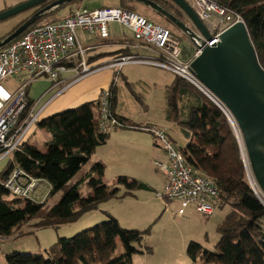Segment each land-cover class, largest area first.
<instances>
[{
	"label": "trees",
	"instance_id": "trees-1",
	"mask_svg": "<svg viewBox=\"0 0 264 264\" xmlns=\"http://www.w3.org/2000/svg\"><path fill=\"white\" fill-rule=\"evenodd\" d=\"M81 1L74 0L45 12V19L42 18L30 28L62 19L55 20L51 17L59 8ZM117 1V7L141 13L132 5L135 0ZM153 1L181 20L187 19L184 11L172 0ZM218 2L242 16L260 64L264 68V0H218ZM48 3L25 10L29 12L28 15L11 31L0 37V40ZM76 11L77 9H74L67 16L74 15ZM154 12L174 27L141 14L170 28L178 36H180L178 32L187 36L170 19ZM184 53L186 59L191 57L192 48L184 46ZM71 65L73 66V63ZM111 90L114 108L117 90L114 85ZM166 97L167 118L175 121L189 138L184 148L179 147L180 151L194 169L213 178L218 184L220 193L216 206L228 204L231 207L217 224L216 230L220 238L214 250L191 241L187 248L188 256L193 260V264H264V204L253 191L247 178L240 144L227 116L202 90L178 75L167 86ZM31 107L32 104L25 114ZM98 115L97 99L44 117L38 124L51 133L45 150L25 142L19 150L11 154L4 170L0 172L2 238L11 236L26 222L38 216L40 217L34 224L35 228H58L77 221L88 211L98 209L103 202L120 200L134 195L138 190L149 189L148 184L128 175H119L114 183H107L103 179L105 165L100 161L94 163L88 172L81 174L75 183H71L83 166L90 161L95 149L104 144L110 135L99 131ZM119 118L126 125L128 119ZM15 169H21L32 177L46 180L50 185L48 196L62 192L61 199L46 209L45 201L34 202L10 196L5 198L3 195L10 193L2 182L8 179ZM94 173L99 176L94 177ZM85 186L91 189L90 193L84 194ZM106 216V220L91 228L71 237L60 238L45 250V254L8 252L6 264H134L133 254L152 252V247L143 245L149 229L126 228L110 212H107Z\"/></svg>",
	"mask_w": 264,
	"mask_h": 264
},
{
	"label": "built area",
	"instance_id": "built-area-1",
	"mask_svg": "<svg viewBox=\"0 0 264 264\" xmlns=\"http://www.w3.org/2000/svg\"><path fill=\"white\" fill-rule=\"evenodd\" d=\"M187 1L206 24L213 37L211 41L203 36L201 39L192 38L194 50L192 56L187 59L184 57L181 38L174 34L170 28L148 19L141 13L117 6L78 9L74 15L28 28L19 37L0 48V160L10 157L14 151L20 149L25 143V137L32 125L39 121V113H35L32 107L25 114L28 107L31 106L27 96L29 83L41 76H46L54 83H59L62 81L61 74L71 68L76 72L71 82L73 83L99 70L102 66L91 67L88 64L86 49L79 42L78 32L98 30L102 37H107L109 35L108 23L111 21L129 27L136 40L152 47L159 55L158 59L154 61L156 65L171 70L176 75L190 81L210 97L227 116L239 144H241L240 135L242 137V134L234 115L224 103L204 89L190 65L191 61L202 52L203 41L209 46L217 44L220 41V35L228 27L244 20L240 14L220 4L218 0ZM133 60V56H123L116 58L107 66L117 67ZM22 74H26L30 78L14 90L3 84L5 79ZM117 79L118 76L114 82ZM98 100L99 131L112 133L124 126L114 111L111 88L104 89ZM146 129L154 134L156 143L168 155V162H155L167 175L164 188L162 192L158 193L159 198L166 205L176 203L178 205L177 213L180 215L185 214L191 206L204 215L212 214L220 193V188L215 180L198 172L189 164L169 136L167 129L156 125H150ZM42 181L46 180L32 177L21 169H15L2 184L14 197L39 202L33 193L36 192ZM250 185L264 204V196L258 184L251 180ZM47 195H44L40 202L45 201Z\"/></svg>",
	"mask_w": 264,
	"mask_h": 264
},
{
	"label": "crops",
	"instance_id": "crops-1",
	"mask_svg": "<svg viewBox=\"0 0 264 264\" xmlns=\"http://www.w3.org/2000/svg\"><path fill=\"white\" fill-rule=\"evenodd\" d=\"M25 1L28 0H0V12ZM117 2V0H114V2H107L95 8H101L105 5L117 6ZM81 8L83 7L77 3L61 7L53 13L51 18L55 20L63 18L64 16L69 15V13L74 9L78 10ZM108 33L109 35L107 37H102L98 30L94 32H78L79 42L86 49L88 64L92 67L98 65H108L121 55H125L124 57L133 56L134 60L125 62L121 65V70H115L113 74L110 69L105 68L115 67L105 66L104 68L99 69V71L97 70L87 75L88 77L93 75L92 77L99 80L93 88L86 90L87 94L91 96H82L78 103L85 101L86 99H91L89 97H95L90 101L97 100L104 89H109L112 85H114L117 90L114 111L119 117H123L128 120L125 122L126 125L110 133L107 141L95 149L90 161L81 169L83 171H81L80 175L88 172L94 163L100 161L105 165L103 179L109 184L114 183L119 175H128L148 184V191L151 193H142L143 191L139 192L140 190H138L130 197L142 202H149L152 200H156L157 203L159 202V206L156 205L149 210L152 215H157L162 207H176L178 209V205L176 203L166 205V203L158 196V193L162 192L164 188V184L167 181V175L159 166L156 165L155 162H168V155L167 153L165 155L160 145L156 143L154 134L146 129V127H149L150 125L165 128L168 130V134L174 143L176 142L175 138H173L174 136L172 135V131L178 125L175 121L169 120L166 116V89L167 86L174 81L176 74L171 70L156 65L154 61L158 59V53L152 47L136 40L133 31L129 27L124 26L119 22L111 21L108 23ZM187 38L189 39V43L192 45L191 47L189 46V48H192L193 51V43L189 37ZM181 40L184 52V46H188L184 44L183 38H181ZM75 75V70L71 68L61 74L60 79L62 81L59 83H54L52 80L47 78L45 81L46 85L43 90L38 93H35L34 91L32 92V86L36 81L43 78L37 77L32 80L27 87V96L32 104L34 112L39 113L40 117L43 115L42 118H44L50 116L49 114L51 111H59L62 107H65L62 105L49 110L50 106L60 97L66 95L73 85L89 79L85 76L87 79L83 77L71 83ZM20 76L22 77V82L30 78L26 74H22ZM115 76H119L116 82H114ZM13 87L14 88L11 90L16 88L15 86ZM50 139L51 137L46 140L42 147L37 146L36 144L32 145L37 146L41 150H45L46 143ZM241 144L243 146L242 139ZM243 153L245 156L246 153L244 146ZM93 175L94 177L99 176L96 173ZM47 184L50 189L48 182ZM153 191H156V196ZM90 192L91 189L87 186L84 194H88ZM117 201L119 200L112 199L103 202L105 204L104 209H100L99 207L96 210H103L105 214L107 212H110L111 214L113 213L117 218L119 216L114 211L116 205L115 202ZM44 230L45 229L33 228L30 225L26 229L28 234H34L36 236H43L42 232ZM21 231L22 230H20L19 233H21ZM47 248L46 244L43 243L35 249L42 251ZM186 261L187 259L185 257L184 262L182 263H185Z\"/></svg>",
	"mask_w": 264,
	"mask_h": 264
},
{
	"label": "rangeland",
	"instance_id": "rangeland-1",
	"mask_svg": "<svg viewBox=\"0 0 264 264\" xmlns=\"http://www.w3.org/2000/svg\"><path fill=\"white\" fill-rule=\"evenodd\" d=\"M107 2L111 3L114 2V0H82L77 4H80L82 7H85L87 9H94L95 7H99ZM132 3L135 10L145 14L146 16L152 18L157 22L168 25L170 27H174V25L172 24H167L168 22L162 16H158L150 7L148 8L144 4L138 2ZM28 13L29 12L26 11L21 12L0 21V37L11 31L13 27L20 23V20L28 15ZM42 18H44V14L39 20H41ZM178 34L183 38L185 45H187L188 47L192 46L189 43V39L187 37H185L183 34H180L179 32ZM123 56L124 55H121L117 58ZM101 66L102 67L100 69L104 68L107 65ZM105 69H110L113 74L115 70H121V66H117L115 68L106 67ZM92 76L93 75L89 77L87 76V78H89L88 80L73 85L69 92L66 93V95L60 97L54 104H52L49 110L62 105L65 107H62L60 110L58 109L59 111H51L49 115L60 112L62 110L74 108L75 106L86 101L93 100L92 98L95 97H89L91 99H86L85 101H81L80 103H78L82 96H91L87 94L86 90H90L91 88H93V86H95V84L99 80ZM41 78L43 79H40L33 84L32 92L34 91L35 93H38L39 91L43 90L44 86L46 85L45 81L48 77L41 76ZM3 84L9 89L14 88L13 86L18 87L19 85L23 84L22 77L17 76L7 78L3 81ZM42 117L43 115H41V117L39 116V119H41ZM183 117H185V114L183 115ZM172 135L174 136L173 138H175L176 141L175 144L178 147L184 148L187 145L189 139L186 134L183 133L179 126H176V128L172 131ZM49 137H51V133L48 130L40 127L37 122L34 123L28 131L25 137V142L29 144H36L37 146L42 147ZM161 149L166 155V151L162 147ZM242 158L243 161L244 159L246 160L248 171L250 173V175L247 173L249 182L251 183L252 180L255 183L256 181L251 171L247 155H245V157L243 156ZM8 160L9 157H5L0 160V172L4 170L5 166L8 163ZM81 171L83 170H80V172H78V174L72 179L71 183H75L77 181ZM86 188L87 186L84 187L83 191H85ZM49 190L50 189L47 182L42 181L40 182L36 192L33 193V195L40 202V199L44 195L48 194ZM139 192L151 193L148 190H140ZM153 193L155 194L156 191H153ZM62 194V192H59L55 195H49L45 200L46 209L51 205L57 203L61 199ZM3 196L5 198L8 196H10L11 198L14 197L12 194H4ZM125 198L120 200L116 199L119 201L115 202L116 205L114 211L119 216L117 218L120 224L126 228H135L140 230L149 229V231L145 234L143 245L146 247H152V252L146 251L144 253L133 254V262L135 264H193V260H191L187 253L189 243L191 241H195L200 243L207 249L214 250L215 245L220 238V234L216 230L217 224L231 209L230 205L225 204L223 206H216L212 214L204 215L198 212L194 206H191L187 209L185 215L180 216L177 213L176 207H162L157 215H152L149 210L156 205L159 206V202L157 203L156 200L142 202L139 200H135L130 196ZM104 205L105 204L102 203L100 205V209H104ZM39 217L40 216L26 222L20 228V230H22L21 233H19V230L4 239L0 236V264H6V254L12 251L36 252L45 254V249L39 251V249L35 248L43 243L46 244V247H50L52 244L60 240V238L71 237L87 228L93 227L94 225L106 220L107 218L103 210H91L85 213L75 222L64 224L58 228H43L45 229L42 232L43 236L28 234L26 229L29 227V225L34 228V224L39 220ZM185 257L187 261L185 263H182L184 262Z\"/></svg>",
	"mask_w": 264,
	"mask_h": 264
},
{
	"label": "water",
	"instance_id": "water-1",
	"mask_svg": "<svg viewBox=\"0 0 264 264\" xmlns=\"http://www.w3.org/2000/svg\"><path fill=\"white\" fill-rule=\"evenodd\" d=\"M72 1L74 0H28L0 12L2 21L49 2L11 34L0 40V48L19 37L45 12ZM135 1L170 19L190 39H201L203 36L211 41L213 38L206 24L187 0H172L186 14L185 21L153 0ZM203 45L202 52L191 61V69L204 89L224 103L234 115L242 134L251 171L264 196V68L260 64L245 21H238L228 27L220 35L217 44L209 46L203 41ZM244 163L250 175L245 159Z\"/></svg>",
	"mask_w": 264,
	"mask_h": 264
},
{
	"label": "flooded vegetation",
	"instance_id": "flooded-vegetation-1",
	"mask_svg": "<svg viewBox=\"0 0 264 264\" xmlns=\"http://www.w3.org/2000/svg\"><path fill=\"white\" fill-rule=\"evenodd\" d=\"M40 9H42V8H40ZM40 9H39V10H40ZM39 10H38V11H39Z\"/></svg>",
	"mask_w": 264,
	"mask_h": 264
},
{
	"label": "bare ground",
	"instance_id": "bare-ground-1",
	"mask_svg": "<svg viewBox=\"0 0 264 264\" xmlns=\"http://www.w3.org/2000/svg\"><path fill=\"white\" fill-rule=\"evenodd\" d=\"M240 134V133H239ZM242 138V137H241Z\"/></svg>",
	"mask_w": 264,
	"mask_h": 264
}]
</instances>
